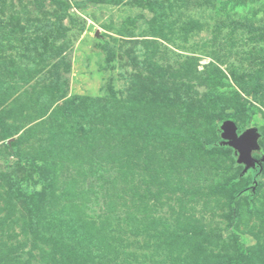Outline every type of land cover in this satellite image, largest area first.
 <instances>
[{"label": "rangeland", "instance_id": "374dc122", "mask_svg": "<svg viewBox=\"0 0 264 264\" xmlns=\"http://www.w3.org/2000/svg\"><path fill=\"white\" fill-rule=\"evenodd\" d=\"M226 119L264 156V0H0V264H264Z\"/></svg>", "mask_w": 264, "mask_h": 264}, {"label": "water", "instance_id": "95a60500", "mask_svg": "<svg viewBox=\"0 0 264 264\" xmlns=\"http://www.w3.org/2000/svg\"><path fill=\"white\" fill-rule=\"evenodd\" d=\"M220 143L231 147L237 155V162L244 166V171L254 169L256 166L261 168L264 162V156L259 158L253 156L254 151L260 149L258 139L260 133L254 126L249 127L242 132H237V125L231 119H226L220 124ZM254 185L251 189L254 188Z\"/></svg>", "mask_w": 264, "mask_h": 264}, {"label": "trees", "instance_id": "16d2710c", "mask_svg": "<svg viewBox=\"0 0 264 264\" xmlns=\"http://www.w3.org/2000/svg\"><path fill=\"white\" fill-rule=\"evenodd\" d=\"M64 5H66L67 3H65V2H62ZM220 137V136H219ZM219 140H217V141H215V142H213V143H210V144H208L211 148H214V147H218V146H221L220 145V142H218ZM257 169H253V171H254V173L255 174H257V172L259 171V167H256ZM232 206H234V205H232Z\"/></svg>", "mask_w": 264, "mask_h": 264}, {"label": "flooded vegetation", "instance_id": "af4514ba", "mask_svg": "<svg viewBox=\"0 0 264 264\" xmlns=\"http://www.w3.org/2000/svg\"><path fill=\"white\" fill-rule=\"evenodd\" d=\"M256 167H258V166H256ZM256 167L254 168V170L257 169ZM251 170H253V169H251Z\"/></svg>", "mask_w": 264, "mask_h": 264}]
</instances>
